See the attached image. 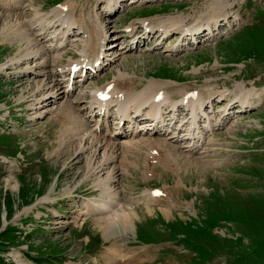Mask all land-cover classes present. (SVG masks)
Returning <instances> with one entry per match:
<instances>
[{
	"label": "rangeland",
	"instance_id": "rangeland-1",
	"mask_svg": "<svg viewBox=\"0 0 264 264\" xmlns=\"http://www.w3.org/2000/svg\"><path fill=\"white\" fill-rule=\"evenodd\" d=\"M7 1L18 7L6 8ZM106 1L0 0V264H264V0H163L148 6L123 0L112 15L103 12ZM61 7L86 30L74 29L69 47L54 54L53 41L46 40L53 36L38 32L39 17L54 21ZM214 15L222 20L219 29L210 40L198 36L196 45L173 29L167 38L157 29L153 35L143 31L148 23L154 29L172 22L194 27ZM9 20H19L20 27L10 30ZM226 23L254 26L228 35ZM129 25L131 35L125 32ZM98 26L107 35L104 68L83 84L76 78L81 87L62 98L64 76L57 73L81 62L83 42ZM44 63L49 68L40 73ZM119 78L137 92L148 82H167L176 89L174 101L195 92L213 96L216 115L225 105L217 95H243L253 108L238 114L233 105L214 135L204 137L201 153L187 155L186 144L161 139L170 134H151L146 138L167 142L170 156L136 139L134 147L117 151L119 162L91 173L87 154L79 153L77 140L70 142L74 138L59 114L73 101L75 121L87 117L82 109L91 92ZM93 155L95 168L100 154ZM111 170L113 182L106 177ZM110 196L132 221L124 235L119 228L105 234L97 220L107 214L88 211Z\"/></svg>",
	"mask_w": 264,
	"mask_h": 264
},
{
	"label": "bare ground",
	"instance_id": "bare-ground-1",
	"mask_svg": "<svg viewBox=\"0 0 264 264\" xmlns=\"http://www.w3.org/2000/svg\"><path fill=\"white\" fill-rule=\"evenodd\" d=\"M147 1V0H145ZM6 2V1H4ZM121 0H107L105 2V8L103 11H105L106 15L112 14L115 9H117L120 6ZM7 7L6 5L4 6L3 3H1V6L3 7H12L11 9L17 8L18 4L14 3L11 4L7 1ZM116 4V7H115ZM64 7H61L60 9H56L53 13L57 12L66 14L69 12L63 11ZM68 10V9H67ZM215 11V9H213ZM52 13V14H53ZM62 14H55L57 15L54 21H49L47 16H44L43 19L39 17L40 19V26H39V31L40 36L47 34L50 36H53L47 39V41L52 40L53 42H50V44L54 43V47L50 46L49 47V52L57 54L58 52L62 51L65 47L68 46L67 41L69 42V38L75 37L73 34L74 29L78 30H86V26L82 27L81 24L77 23L76 21L73 20L72 14L68 15H62ZM224 14V13H223ZM205 19V18H204ZM227 19V16L224 15L223 20ZM200 21V20H199ZM219 16H213L211 18L205 19L203 22H199L196 24L194 27H188V28H178L175 26L172 22L168 26H163L162 27H157L155 29L160 30L165 36L169 34V30L173 29L178 33L184 34V35H190L191 39L195 42L196 36L201 33V30L205 29L204 31H207L208 34L213 35V31H216L219 29V23H220ZM196 22V21H195ZM227 22V21H226ZM6 24V23H5ZM22 24V23H21ZM19 20L15 21H10L9 20V29L12 30L14 27H20L19 26ZM31 25V24H30ZM75 25L78 27L74 28ZM95 25V24H94ZM74 26V27H73ZM192 26V25H191ZM5 27V26H4ZM73 27V28H72ZM88 27V26H87ZM96 27V25H95ZM150 31L155 30L153 26L146 25ZM6 28V27H5ZM4 28V29H5ZM72 28V29H71ZM6 30V29H5ZM5 30L2 32V34H5ZM46 30H50L51 33L48 34L49 32L45 33ZM65 30V32H63ZM56 31L58 33H56ZM68 31V33H67ZM87 31L90 33L92 30L87 29ZM96 31V30H95ZM9 32V31H8ZM126 34H131L133 32V29L126 28L125 30ZM14 34V31L12 32ZM83 33V32H82ZM73 34V35H70ZM149 34V33H148ZM66 35V36H65ZM91 38L86 37L85 41L83 42L85 46L82 49V53L80 56V61L81 62H76V64L80 65L84 62H90L91 64L95 66H99V71L102 69V65H104L103 61L101 62L102 58L101 55L103 52V45L102 43L106 39L107 35L106 32H101V29L98 26V29L96 31L95 35L89 34ZM68 36V37H67ZM46 38V36H44ZM105 37V38H104ZM89 40V41H88ZM46 41V42H47ZM67 45V46H66ZM87 49V53L84 52V50ZM95 54L93 55V52ZM85 53V54H84ZM34 54V53H32ZM87 54V56H86ZM93 55V56H92ZM55 57V56H54ZM56 58V57H55ZM55 58H50L49 59V64H51L55 61ZM83 58V59H82ZM85 59V60H84ZM47 63V62H46ZM46 63L42 64L41 66L39 65L37 69L41 73V71H46L49 67ZM72 66V64L70 65ZM69 66V67H70ZM48 67V68H47ZM36 69V70H37ZM36 70L32 71L33 73H37ZM53 70V69H52ZM65 72H68V75H72V72H70V68L68 70V66L65 69H61L60 73L63 75ZM121 73L119 74V76ZM65 86L64 88L62 87L63 91H60V96L63 97H69V95H72V92L74 90V85L75 83L70 84L69 83V78L65 79ZM61 85L60 82L55 80V85L53 88H56L59 91V86ZM107 85H111V89L107 90L104 92L105 88ZM106 86L102 88H97L94 90L92 93V101L89 102L87 109H90L92 106L97 105V113L100 114V112L104 113L103 117L101 119L95 118L96 114L93 115L95 118L94 120H88V122L83 121L82 119H79V121H75V119L79 118L77 117L78 114H76L75 107L73 106V101L70 103H66L63 108L61 109L62 112H60L59 116H61L63 123L68 127L67 132L71 133V138H74V141L70 140L72 144L76 141V147L79 151V153H85L87 154V164H88V170L91 171V173L95 170L99 171H104L106 166L110 165L112 162H119L117 160V151L121 153V151L126 150L127 148L134 147L135 143L134 140H139V141H144L142 145H147L149 148L152 149H163L164 153L167 156H170L172 154L171 148H165L167 147V142L164 140H151L150 138H146L144 135H150L160 134L159 130V125L161 127L166 126L165 120L163 118V108L164 109H169L170 111H176L178 108V104L181 102L184 103V106L187 110V112L191 114V121L189 122V127H187V130L182 129L181 131L177 132L179 130V127L181 125L176 124V122L169 124L171 125L170 127L168 126L166 128V131L171 134L169 138H163L166 139L168 142L171 141V143H185L186 148H188L189 151H193L194 153L197 152V150L202 149L203 147V132L207 133L213 132V128L215 126L221 125V120L219 118L216 119L215 116L210 117L206 113H204V107H205V102L212 99V96H208L205 99L201 97L200 93H194L187 95L185 94L181 101H174L171 100L170 96L173 94V88L172 85L169 83H161V82H148V84L145 86V88L141 91H136L135 86L131 81H125L124 79H116L113 83L107 84ZM123 85V87H121ZM171 86V88H170ZM61 89V87H60ZM176 90V89H175ZM175 92V91H174ZM177 92V91H176ZM54 94V93H52ZM59 94V93H58ZM180 94V93H179ZM209 95V93H208ZM100 96H107V98H104L102 100L99 99ZM236 96V95H235ZM239 97V96H238ZM244 96L240 95L239 99L237 98V101L239 102V108L244 109L245 107H249L251 104L248 100L242 99ZM158 98V99H157ZM223 98L219 96V100H224ZM226 100L230 101V98H225V105L222 106L221 108V113L219 115H225L227 116L228 110V103H226ZM78 103V101L74 102ZM252 106V104L250 105ZM206 108V107H205ZM113 109V111H111ZM252 109V108H251ZM93 113V110L90 111ZM144 113V117H141V114ZM109 114L114 115L115 119V124L117 127L120 126L121 121H123V125L127 122L130 124L129 128L130 134L129 137L131 139H125L126 141H119L117 142V137L115 134H108L107 130L106 132H101V128H107L108 127V122H107V116ZM211 115H215V112L212 111ZM204 116L205 124L203 126V131H200V124H199V118H202ZM137 117H141L140 120H144L146 125H140L141 123L136 122L135 119ZM60 118V119H61ZM151 119L150 121H145L146 119ZM69 120L71 121L69 124ZM78 120V119H77ZM94 122V124L92 123ZM88 123V126L86 125ZM94 131H93V130ZM98 130V131H96ZM186 131V132H185ZM182 135L179 136V134ZM164 132L163 134H165ZM69 137V136H68ZM146 139H145V138ZM162 139V138H161ZM188 140V141H185ZM134 141V142H133ZM65 142V140H64ZM111 143V144H110ZM135 143V144H134ZM139 143V142H138ZM170 144V143H169ZM138 145V144H137ZM75 146V145H74ZM139 147V146H138ZM137 147V148H138ZM141 147V145H140ZM139 147V148H140ZM175 149V148H174ZM130 150V149H129ZM77 151V152H78ZM174 151V150H173ZM98 153L100 154V161L97 164V167L92 168V161L94 158V155L92 154ZM162 152V153H163ZM124 153V152H122ZM152 153V152H151ZM163 153V154H164ZM186 153V152H185ZM187 155H190L186 153ZM120 155V163L122 162V155ZM98 156V155H97ZM119 164V163H118ZM114 166V165H113ZM116 169V168H115ZM114 169V171H115ZM89 171V172H90ZM114 171L111 170L108 172V176H106L109 180V182H113V176ZM111 180V181H110ZM108 182V181H107ZM7 183H10V179L7 181ZM103 186L107 187L106 184L102 181ZM109 186V184H108ZM103 187V188H105ZM12 189H15L12 187ZM106 190V189H105ZM104 190V191H105ZM106 192V191H105ZM110 193V192H109ZM116 195V192H112L111 195ZM115 198V197H113ZM111 196L108 198L107 202H99V203H92L88 207V211L95 212L96 214H99L101 216H104L103 214H107L104 217H101V222L100 220H97V224L101 227L103 232L105 234H108L109 232H112L113 229L116 230V228H119V231L121 230L122 235L127 232V229L131 230V222L129 220V215L128 212L122 207V206H117L115 203V200H113ZM112 203H115V205H112ZM118 203V202H117ZM128 207V206H127ZM131 217V216H130ZM134 218V217H133ZM109 235V234H108ZM108 240V239H107ZM107 254V253H106ZM75 264V263H74Z\"/></svg>",
	"mask_w": 264,
	"mask_h": 264
}]
</instances>
